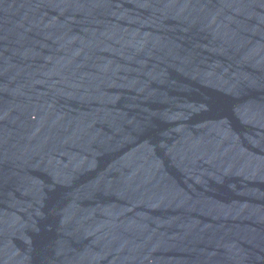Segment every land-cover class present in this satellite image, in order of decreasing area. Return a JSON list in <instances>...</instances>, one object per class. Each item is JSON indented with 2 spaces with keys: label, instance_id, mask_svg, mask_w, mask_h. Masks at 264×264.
Masks as SVG:
<instances>
[{
  "label": "water",
  "instance_id": "95a60500",
  "mask_svg": "<svg viewBox=\"0 0 264 264\" xmlns=\"http://www.w3.org/2000/svg\"><path fill=\"white\" fill-rule=\"evenodd\" d=\"M0 264H264V0H0Z\"/></svg>",
  "mask_w": 264,
  "mask_h": 264
}]
</instances>
